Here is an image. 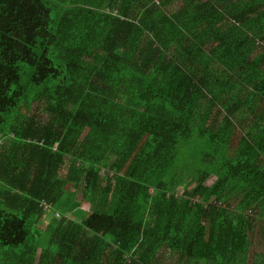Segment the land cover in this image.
Listing matches in <instances>:
<instances>
[{
	"label": "trees",
	"instance_id": "obj_1",
	"mask_svg": "<svg viewBox=\"0 0 264 264\" xmlns=\"http://www.w3.org/2000/svg\"><path fill=\"white\" fill-rule=\"evenodd\" d=\"M0 135V264H264V0H0Z\"/></svg>",
	"mask_w": 264,
	"mask_h": 264
},
{
	"label": "rangeland",
	"instance_id": "obj_2",
	"mask_svg": "<svg viewBox=\"0 0 264 264\" xmlns=\"http://www.w3.org/2000/svg\"><path fill=\"white\" fill-rule=\"evenodd\" d=\"M102 167H103L102 168L103 172L106 173L105 170L107 169V167L105 165H102ZM213 180H214V177L210 176L208 178V180L206 181V184L207 185L211 184ZM103 181H104V177H102V181L100 182V185L103 184ZM67 187L71 188V186H69V185ZM228 203L230 204V206H234L236 204V200L233 198V196L229 197ZM94 208H95V203H90L88 210H91ZM258 227H264V221L263 222H256L254 224V229L249 234L250 238L253 239V240H251L252 243H261L259 241V238H258ZM253 246H252V248H253ZM162 253H163V255H162V260H161L160 264H175V261L177 259V255L174 252V250H172L168 247H165V248H163ZM248 262H247V264H248Z\"/></svg>",
	"mask_w": 264,
	"mask_h": 264
},
{
	"label": "crops",
	"instance_id": "obj_3",
	"mask_svg": "<svg viewBox=\"0 0 264 264\" xmlns=\"http://www.w3.org/2000/svg\"><path fill=\"white\" fill-rule=\"evenodd\" d=\"M217 203H220V202H217ZM258 238H259V241L261 243H252V241H251V244H250V253H251V255H253V253H262V254H264V227H258ZM251 240H253V239H251ZM252 246H253V248H252ZM248 261H249L248 264H252L253 263L252 256L249 258Z\"/></svg>",
	"mask_w": 264,
	"mask_h": 264
},
{
	"label": "built area",
	"instance_id": "obj_4",
	"mask_svg": "<svg viewBox=\"0 0 264 264\" xmlns=\"http://www.w3.org/2000/svg\"><path fill=\"white\" fill-rule=\"evenodd\" d=\"M1 142H2V135H0V144H1Z\"/></svg>",
	"mask_w": 264,
	"mask_h": 264
},
{
	"label": "clouds",
	"instance_id": "obj_5",
	"mask_svg": "<svg viewBox=\"0 0 264 264\" xmlns=\"http://www.w3.org/2000/svg\"><path fill=\"white\" fill-rule=\"evenodd\" d=\"M216 204H218V205H219L220 203H215V202H214V205H216Z\"/></svg>",
	"mask_w": 264,
	"mask_h": 264
}]
</instances>
